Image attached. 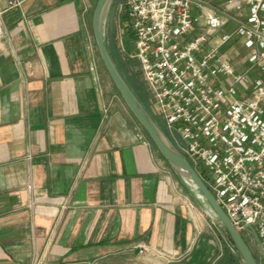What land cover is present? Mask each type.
Returning a JSON list of instances; mask_svg holds the SVG:
<instances>
[{"label": "crops", "instance_id": "1", "mask_svg": "<svg viewBox=\"0 0 264 264\" xmlns=\"http://www.w3.org/2000/svg\"><path fill=\"white\" fill-rule=\"evenodd\" d=\"M97 2L22 0L0 20V264H226V229L96 51Z\"/></svg>", "mask_w": 264, "mask_h": 264}, {"label": "built area", "instance_id": "2", "mask_svg": "<svg viewBox=\"0 0 264 264\" xmlns=\"http://www.w3.org/2000/svg\"><path fill=\"white\" fill-rule=\"evenodd\" d=\"M2 1L0 20L22 4ZM123 6L135 43V52L124 51L139 62L152 112L233 225L264 254V0Z\"/></svg>", "mask_w": 264, "mask_h": 264}, {"label": "water", "instance_id": "3", "mask_svg": "<svg viewBox=\"0 0 264 264\" xmlns=\"http://www.w3.org/2000/svg\"><path fill=\"white\" fill-rule=\"evenodd\" d=\"M112 2L113 0H98L93 12L92 30L99 56L116 89L169 165L198 191L200 196L209 205L213 215L225 226L243 263L260 264L242 232L233 225L231 219L218 203L211 189L140 101L112 57L106 39V17Z\"/></svg>", "mask_w": 264, "mask_h": 264}, {"label": "rangeland", "instance_id": "4", "mask_svg": "<svg viewBox=\"0 0 264 264\" xmlns=\"http://www.w3.org/2000/svg\"><path fill=\"white\" fill-rule=\"evenodd\" d=\"M123 3H124V0H113L108 10L107 17H106V30H107L108 24L114 25L116 29L115 32L119 35L118 40L121 41L122 40L121 38L123 37L124 46L127 49V53H132V52H135L134 35L132 32H130L127 35L128 32L126 31V28H125V17H124L125 7L123 6ZM231 28L232 26H227L223 31L227 32ZM121 43L122 42H120V44ZM96 51H97V48H96ZM127 53L125 52L124 58L125 60L128 61L129 67H127L128 69H126L122 66V70L125 73V77L130 81V83L136 90H139L142 94H146V97H147L146 99L149 101V104L151 107V102H152L151 91L140 72L139 62L137 59H131ZM113 88L114 87L112 85V89ZM158 120L161 122L164 130L167 132L165 122L160 117H158ZM214 219L217 220L222 226H224L221 223V221L217 219L215 216H214ZM243 235L250 245L252 237L247 233V231L243 232ZM229 244H230V247L234 249L235 251V246L231 242ZM258 260L260 264H264V261L261 258L260 259L258 258Z\"/></svg>", "mask_w": 264, "mask_h": 264}, {"label": "trees", "instance_id": "5", "mask_svg": "<svg viewBox=\"0 0 264 264\" xmlns=\"http://www.w3.org/2000/svg\"><path fill=\"white\" fill-rule=\"evenodd\" d=\"M107 44H108V48L110 50V53L112 55V57L114 58L116 64L118 65L117 63V59H116V56L114 54V52L112 51L111 49V46L109 44V41L107 40ZM102 61V60H101ZM103 63V62H102ZM119 69L121 70L122 74L124 75L125 77V73L123 72L122 68L118 65ZM126 78V77H125ZM127 82L130 84V86L132 87V89L134 90V92L136 93V95L138 96V98L140 99V101L143 103V105L146 107V109L150 112V114L154 117V119L156 120V122L159 124V126L164 130L161 122L158 120V117L152 112L151 110V107H150V104H149V101L146 99V94H142L139 90H136L132 84L130 83V81L126 78ZM117 93L119 94L118 90L116 89ZM165 131V130H164ZM166 132V131H165ZM147 134V133H146ZM149 137V136H148ZM151 140V139H150ZM225 228V226H224ZM226 229V228H225ZM229 238H230V241L231 243L235 246L231 236L229 235L228 231L226 230ZM225 261H226V264H244L243 261H242V258L235 246V252H233L232 250H229L228 251V254L226 255V258H225Z\"/></svg>", "mask_w": 264, "mask_h": 264}, {"label": "bare ground", "instance_id": "6", "mask_svg": "<svg viewBox=\"0 0 264 264\" xmlns=\"http://www.w3.org/2000/svg\"><path fill=\"white\" fill-rule=\"evenodd\" d=\"M187 181V180H186ZM200 201V200H199ZM202 203V202H201ZM207 204V203H206Z\"/></svg>", "mask_w": 264, "mask_h": 264}]
</instances>
